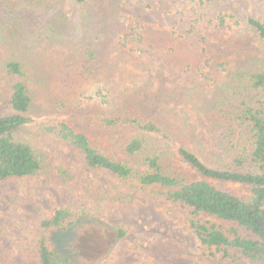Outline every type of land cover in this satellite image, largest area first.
<instances>
[{"label": "rangeland", "instance_id": "1", "mask_svg": "<svg viewBox=\"0 0 264 264\" xmlns=\"http://www.w3.org/2000/svg\"><path fill=\"white\" fill-rule=\"evenodd\" d=\"M202 1L198 17L195 2L185 0H99L88 6L76 0H46L44 6L24 12L19 28L2 30L0 114L13 112V86L25 80L3 69L8 59L16 58L29 74L26 82L33 98L34 121L20 134L48 156L51 168L37 176L0 180V264H40L33 240L40 221L50 213L48 198L96 214L81 219L63 240L65 251L82 264H264L235 249L229 248L225 256L223 249L203 245L191 220L216 224L230 237L232 230L252 237L245 228L195 214L167 199V190L159 185L141 186L135 179L91 168L78 149L39 129L41 122L54 119L83 130L92 110L112 113L139 103L143 113L163 125L158 146L172 168L191 181L200 179L180 158L181 146L211 167L220 165L221 131L211 130L206 110L229 70L253 56L264 58L258 38L244 26L246 15L264 21V0ZM218 12L231 17L228 22L238 41L219 39L211 23ZM49 20L62 27L63 35L48 31ZM129 30L134 34L127 37ZM89 41L97 50L95 79L84 90H63V74ZM97 140L113 158L128 160L106 138ZM210 181L242 198L251 194L244 184ZM112 223L136 228L117 238Z\"/></svg>", "mask_w": 264, "mask_h": 264}, {"label": "trees", "instance_id": "2", "mask_svg": "<svg viewBox=\"0 0 264 264\" xmlns=\"http://www.w3.org/2000/svg\"><path fill=\"white\" fill-rule=\"evenodd\" d=\"M98 1L76 0L85 6ZM185 2H195V15H202V0ZM45 4L46 0H0V33L8 27L19 28L26 10ZM229 20L218 12L211 23L219 39L232 44L239 38ZM244 26L256 35L264 50V21L246 15ZM47 27L55 36L64 33L53 21L49 20ZM133 34L129 30L125 36ZM84 44L73 65L61 78V88L65 91L84 90L95 79L96 46L91 41ZM133 62L139 64L137 59ZM3 69L9 75L25 80L17 81L13 86L9 100L13 112L0 114V180L49 172L48 156L20 134L34 121L30 116L33 98L26 82L30 79L29 74L23 62L16 58L8 59ZM216 91L206 111L211 130L221 131L224 159L220 165L211 167L192 150L185 146L179 148L180 158L200 176L196 181L171 167L168 154L158 146V137L165 134V129L160 122L143 113L139 103L123 105L112 113L92 110L83 130L54 119L41 122L39 129L53 133L78 149L91 168L106 169L120 179H135L141 186L159 185L167 190V199L192 208L195 214L203 213L245 228L252 237H244L237 230H232L230 237L216 224L191 220V227L203 245L223 249L225 256L229 255V248L235 249L252 262H264V58L253 56L229 70L227 81ZM100 137L113 143L128 160L110 156L98 144ZM132 162H139L145 168ZM210 180L247 185L251 194L239 197ZM47 201L50 213L40 221L33 240L40 264H82L65 251L63 240L81 219L93 218L96 214L82 207L62 206L53 198ZM109 227L117 238L126 237L136 228L133 224L123 223H112Z\"/></svg>", "mask_w": 264, "mask_h": 264}]
</instances>
